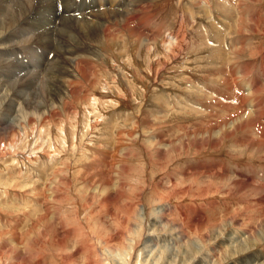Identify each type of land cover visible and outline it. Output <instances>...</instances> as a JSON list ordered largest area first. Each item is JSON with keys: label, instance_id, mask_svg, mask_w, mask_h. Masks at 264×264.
<instances>
[{"label": "rangeland", "instance_id": "374dc122", "mask_svg": "<svg viewBox=\"0 0 264 264\" xmlns=\"http://www.w3.org/2000/svg\"><path fill=\"white\" fill-rule=\"evenodd\" d=\"M145 1L141 37L121 19L67 61L52 37L33 49L45 82L1 88L0 264H264V187L237 183L264 184L259 130L218 127L248 86L264 107V0Z\"/></svg>", "mask_w": 264, "mask_h": 264}, {"label": "bare ground", "instance_id": "6f19581e", "mask_svg": "<svg viewBox=\"0 0 264 264\" xmlns=\"http://www.w3.org/2000/svg\"><path fill=\"white\" fill-rule=\"evenodd\" d=\"M151 8L152 5L147 3L145 0H0V27H2L0 32V43L5 41H13V44L17 49L19 50L24 49L22 52L19 51L17 58L13 60L8 57L3 58L4 53L0 52V90H2L1 88L4 89L7 88L8 82L11 83V85L13 86L12 89H19L20 91H22V89L31 88L39 85L40 83L45 82V81L42 82L41 78H39V73L42 71L40 67L42 65L47 66L49 64L44 65L43 55L39 57V59L38 58L35 59L36 54L38 52L37 50L35 51L33 49L35 48L34 46H36V44H39L40 42H44V44H46L45 42H47L49 48L51 47L50 46L51 38L56 37L57 39L56 50L59 52V58L67 61V59H70L72 55L74 56L76 53L79 52V48H78L79 42L75 41L73 38H76L80 34L84 35L87 38L88 37L92 38L91 37L92 35H97V36L104 35V37L112 36L115 35L117 31L120 34L121 32L120 30H122V27L119 26L117 22H119L121 19L125 21L128 18V22L125 26L128 27L129 30L130 28H132V30L127 31L129 33L128 34L129 36L132 35L131 37L133 36L141 37L142 33L148 27L147 21L152 17L150 14ZM113 21L115 24L113 23ZM114 26H117L118 28ZM111 27L114 28L112 31H111ZM161 35L159 34V36ZM120 36H122L121 38H123L124 35H120ZM204 42L202 44L203 46H204ZM73 43L75 44V48H73L74 47ZM171 45L172 43L169 42V40L166 41V47H170ZM38 46H42V44ZM236 46L237 47L232 52V54H234L233 55L234 57L240 58L241 56H244L249 50L248 48L249 45L247 44V40L245 41L244 39H242V41H239V44H237ZM219 52L220 53L219 54L216 53V55H222L223 50ZM20 61L21 64H16ZM35 61L36 62L38 61V63L41 66L35 63ZM85 63L87 64V62ZM6 67L7 69L9 68L11 71L9 74L8 73L4 74V71L6 72L7 69L6 70L1 69ZM52 69H55L54 70L55 74L58 76L59 74L63 73L62 67L61 68L52 67ZM247 69L248 68L243 69V71L247 73ZM86 73L88 74V72ZM88 75H86L85 77V73L83 74L85 79L89 78ZM41 77L43 78V75ZM52 77L53 76L47 77V79L50 78L52 82L51 86H55V84L58 83V81L55 80L54 78L52 79ZM38 78L39 80L37 81ZM94 82H93V86L95 84ZM224 83L227 84L228 81L225 79ZM90 84L92 85V83ZM193 88L190 89V91L193 92V94H195L194 91H192ZM245 89H248L247 92L248 95H252L251 98L249 100L242 98L239 104L237 105L227 103V105L225 106V108L227 109V113L220 120L222 124L218 127L233 126L234 129L238 128L239 130L240 128V130L244 129L247 131L253 130L254 129L253 127L257 128V130H259L258 133L260 134L261 138L251 139L249 138L248 135L244 136L246 137V140L243 137L242 138L244 139V144L249 143L250 149L255 148V150L258 151L259 153L260 151L261 153L262 152L264 153V128L260 127L257 124V122H255L257 118L258 110L264 111V107L261 104H259L257 97V93H260L262 91H260L261 88L255 89L254 87L251 86H248ZM69 90L71 91L72 89ZM37 92L33 93L30 96V98L36 99L35 97L36 95H38L36 94ZM54 92H55L54 87H52V89L48 93L52 95ZM78 92L79 91L75 89L70 93L73 95H77ZM24 97L26 101L29 100V98H27L25 95ZM2 121H3L2 124H5L6 119H2ZM33 121L34 120L29 119L28 125L32 126L31 124H33ZM213 129L215 128L208 129L206 132L207 133H210V131L213 132ZM219 134L221 135V133ZM230 135L231 134L226 133L224 134V137H228V136L230 137ZM251 177H252L251 175L245 174L243 175L244 180H242L241 182L238 181L237 183H240L242 187L245 186V188L254 186V188L256 189L259 190L263 189L264 184L253 182ZM251 184H253V186Z\"/></svg>", "mask_w": 264, "mask_h": 264}]
</instances>
